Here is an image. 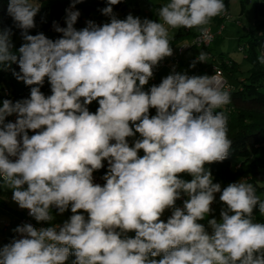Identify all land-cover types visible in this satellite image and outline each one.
<instances>
[{
  "label": "clouds",
  "instance_id": "1",
  "mask_svg": "<svg viewBox=\"0 0 264 264\" xmlns=\"http://www.w3.org/2000/svg\"><path fill=\"white\" fill-rule=\"evenodd\" d=\"M120 2L107 0L102 9L109 23L88 21L81 30L74 28L79 11L66 10L67 26L53 24L63 36L53 41L28 34L39 8L8 0L25 43L13 52L11 30L0 31V65L18 63L16 79L36 86L30 98L0 106V181L38 223L55 219L53 207L72 215L49 227L17 226L0 264H68L69 257L71 264H264V222L253 215H264V200L244 179L221 189L207 167L231 148L228 118L216 111L230 94L215 76L179 73L143 90L172 55L168 28L207 25L225 11L223 0H169L158 12L162 22L118 19L112 6ZM257 59L264 65V54ZM205 61L200 52L190 67ZM12 114L16 121L5 123ZM104 161L100 185L93 173ZM216 193L225 207L206 227L200 221L214 211Z\"/></svg>",
  "mask_w": 264,
  "mask_h": 264
},
{
  "label": "trees",
  "instance_id": "2",
  "mask_svg": "<svg viewBox=\"0 0 264 264\" xmlns=\"http://www.w3.org/2000/svg\"><path fill=\"white\" fill-rule=\"evenodd\" d=\"M229 1L223 0L225 12L229 9ZM249 1L240 0V3L244 6ZM107 6V0H80L79 3L75 4L74 0H41L39 6H37L39 11L34 17L35 27L29 29L28 34L43 33L47 38L55 41L62 38L63 34L55 31L53 24L55 22L61 28L67 26L66 8L73 7L75 11H79L80 15L74 27H80L95 14L100 16L98 17L100 21L110 18L102 14V9ZM112 8L113 14L114 11H120L123 15H128L130 12L139 14L141 11L140 0H121L119 4L113 5ZM7 9L8 0H0V31L11 30L12 51L18 53V49L25 43L22 36L23 30L17 26L8 14ZM254 12L258 18L255 21V28L249 30L246 34L248 36L247 53L244 56L250 62L249 68L242 69L237 61L230 58L229 65L224 63V58L220 62V66L232 85V89L228 91L230 103L216 111H223L227 116L228 138L232 143L226 159L208 164L207 167L211 171L214 182L219 183L221 189L229 183L244 179L246 182L253 184L257 196L264 200V65L257 59L262 49H264V47H261V45H264V0L254 3ZM83 17H85V20H83ZM150 20L157 21V16ZM223 21L224 17L222 18L219 15L212 18L210 22L218 26ZM166 27L168 26L166 25ZM198 28L185 30L184 27H180L176 29L175 34L169 37L172 49L182 38H191ZM169 29L171 28L169 27ZM216 40H218L217 36L212 43ZM198 51L211 52V46L200 48ZM182 59L183 57L181 61ZM179 67L180 64L178 69ZM13 72L20 73L18 63H12L10 67L0 65V106H2L5 99L15 103L30 98L31 87L36 86H28L22 80H17ZM4 89L8 90L7 94ZM40 90L45 97L52 94L51 84L47 77H45L43 85L40 86ZM98 107V101H93L88 105V109L92 113H95ZM225 107H230V109ZM236 158L239 160L232 165L233 160ZM1 187L2 181H0V191ZM2 202L3 199L0 196V203ZM7 208L4 211L6 210L12 215V218L18 212L17 209L11 210L9 208L8 210ZM72 259L74 257H69L68 264H71Z\"/></svg>",
  "mask_w": 264,
  "mask_h": 264
},
{
  "label": "rangeland",
  "instance_id": "3",
  "mask_svg": "<svg viewBox=\"0 0 264 264\" xmlns=\"http://www.w3.org/2000/svg\"><path fill=\"white\" fill-rule=\"evenodd\" d=\"M41 0H29V2L33 5V7H37L39 6ZM260 1V0H250L249 2H246V4H244V6L241 5L240 0H230L229 1V9L228 11H226L227 13V18L224 19V21L222 22L224 27L221 29L220 33L217 35L218 40H216L214 43H212L211 46V52L216 55V60H213L211 57H206V61L203 63H199L196 62L195 63V67H190V65L196 61L194 59V57L191 58V61L189 64H185L183 67H180L178 69L179 74H188V73H194L197 76H201V75H208L210 76L211 73V65L216 63V64H220L221 59H227V58H231L235 61H237L239 63V65L241 66L242 69L246 70L247 68H249L250 66V62L249 60H247L244 55L247 53V39L248 36L246 35L249 30H253L255 28V21L258 18V16H256L255 12H254V3ZM167 2H169L168 0H140V8L141 11L139 14H135L133 12H130L128 14H132L134 17H139L142 21L144 19H152L154 16H157V21L158 22H162V20L160 19L158 12L159 9L165 5ZM120 10V9H119ZM128 11V10H126ZM114 15L116 16V18L118 19H125L127 16L123 15L122 13H120V11H114ZM96 14L92 15L91 18L89 19V21H94V19H99ZM102 19V18H101ZM111 18L108 19H102L101 21V25H103L104 23H109ZM87 26V22L82 24L80 27L76 26L74 28L76 29H83L84 27ZM205 26H210L212 27V29L214 31H217L219 28L216 26L215 23L209 22L207 25ZM216 26V28H214ZM1 30V28H0ZM168 32H169V37L173 36L176 32V29H169L168 28ZM190 38H182L180 42H184L185 40H189ZM200 48L193 46L190 49H188L185 54L187 58L190 56L191 53H193L194 50H198ZM200 52V51H199ZM196 53V54H197ZM194 54V53H193ZM261 54H264V49H262L261 53L259 54V56ZM185 60V58H184ZM245 73V72H244ZM173 74V72L168 69L167 67H163L159 69V72L157 74V77L154 78L153 80H149L148 84H146L144 86V91L150 89L153 85L158 86L161 82L163 78H166L168 75ZM241 74V73H240ZM239 74V75H240ZM243 76V74H242ZM153 81H156L155 83H153ZM149 115L150 116H154L156 115V110L154 108H151L149 111ZM5 123L6 120H5ZM139 137V134H136V138ZM130 143L132 144V141L134 138H128ZM130 144V145H131ZM143 151L141 150L139 152V155L142 156ZM239 159L236 158L235 160H233L232 165H234ZM102 175V173H101ZM181 178L185 179V180H191V176L187 175V174H179ZM213 183L214 182L213 180ZM12 190L11 189H7L3 183H2V187H1V191H0V196L3 199V202L0 203V248H2L4 245H6V243L3 241L4 236L8 233H11L16 227V221L14 220V218H12V215H10L6 210L4 211L5 208H7L9 210V208L11 210L16 209L17 208V203H15L12 200ZM219 195L220 193H216L215 194V201L214 202H219L223 207H225L222 202H220L219 200ZM215 203H213V205H211V208L214 210L210 217L206 218L205 220H203V222L205 223V226L207 227V219H211V218H216L219 219V211H215L216 210ZM55 219L53 221H60V222H64L66 220H68L70 217L69 216H63V214H57V212H52ZM171 214V209H168L164 212V214L161 216V220H163L164 222H167V219L170 217ZM254 220L258 221V222H264V215H261L258 211V209L254 210ZM256 217H258L256 219ZM261 219V220H259ZM5 221H11V225H13L12 227H8L6 230H3V223ZM202 222V221H200ZM202 222V223H203ZM203 223V224H204ZM208 231L210 232L211 229H208ZM14 232V231H13ZM162 257H156L155 259L159 260Z\"/></svg>",
  "mask_w": 264,
  "mask_h": 264
},
{
  "label": "built area",
  "instance_id": "4",
  "mask_svg": "<svg viewBox=\"0 0 264 264\" xmlns=\"http://www.w3.org/2000/svg\"><path fill=\"white\" fill-rule=\"evenodd\" d=\"M67 10L75 11L73 7H68L66 8ZM220 16L224 19L227 18V13L224 11L223 13L220 14ZM83 20H85V17H83ZM97 25H101L100 19H94V21ZM219 29L217 31H214L212 27L210 26H202L199 27L196 31V33L189 39L185 40L184 42L178 43L175 48H173V52L171 56L165 57L162 59L157 66L153 68V77L150 78L149 80H153L155 78V73L158 71L160 68L167 67L169 68L173 73H176L178 66L180 64L181 58L184 56L185 52L190 49L193 46L199 47V48H205L208 47L212 44L214 41L215 37L220 33L221 29L224 27L223 23L219 24L217 26ZM188 28H185L187 30ZM200 52L195 54L193 57L197 61V57L199 56ZM206 57H211L213 60H216V57L213 58L214 56L210 52H206ZM246 55V54H245ZM244 55V56H245ZM230 59H224L225 64H230ZM203 63V62H199ZM189 76L195 75L194 73H189L187 74ZM210 76H215L219 81H220V88L223 91H230L232 89V85L230 82L227 80V77L224 73L223 68L220 66V64H212L211 65V73ZM4 92L7 94L8 90L4 89ZM226 109H230V107H225ZM17 119L16 114H12L8 117H6V122H15ZM35 132L32 130H28V135H34ZM128 139V138H127ZM129 140V139H128ZM130 142V141H129ZM13 161L15 160V157H10ZM104 166L107 167V161H104ZM93 178H94V183H98L100 185H103L105 181L102 179V176L95 171L93 173ZM183 199L182 197L180 200L176 201V206L178 207H183ZM213 205V204H212ZM18 210L17 214L14 215V220L16 221L17 226H22L24 224H31L33 227L39 229L41 227H49L52 226V224H62L63 222L60 221H52V222H37L33 217H31L28 213L27 209H21L18 204L17 208ZM70 209V208H69ZM82 211V210H81ZM52 212H57V210L53 207ZM87 218V213L84 214ZM171 216V214H170ZM257 219V218H256ZM256 222H258L256 220ZM202 223V222H200ZM203 224V223H202ZM11 225V221H5L3 223V228H7ZM129 237L135 236L134 232H129L127 234ZM14 238H18V234L14 232Z\"/></svg>",
  "mask_w": 264,
  "mask_h": 264
},
{
  "label": "crops",
  "instance_id": "5",
  "mask_svg": "<svg viewBox=\"0 0 264 264\" xmlns=\"http://www.w3.org/2000/svg\"><path fill=\"white\" fill-rule=\"evenodd\" d=\"M214 28H216V26L214 27ZM199 52V51H198ZM193 53L194 54H196L197 53V50H194L193 51ZM193 53H191L190 54V56L187 58L185 55L183 56V59H182V61H181V63H180V67H183L185 64H189L190 63V61H191V58L193 57ZM213 56H214V54L212 53V52H210ZM216 56V55H215ZM215 56L213 57V58H215ZM184 58H185V60H184ZM231 59V58H230ZM179 67V68H180ZM158 72H159V70L158 71H156V73H155V78L157 77V74H158ZM156 81H153V83H155ZM149 90V89H148ZM148 90H145V91H148ZM130 143V142H129ZM131 144V143H130ZM143 155V154H142ZM107 171V167L106 166H104V168H102V169H100V170H98L97 171V173H99L100 175H101V173H102V177H103V175L105 174V172ZM215 203V206H217L216 207V210L215 211H219V216H220V211H221V209L223 208V206L219 203V202H214ZM82 212V211H81ZM82 214H85V213H82ZM72 215V213H71V209H68L65 213H63V216H71ZM211 215V214H210ZM210 215H209V217H210ZM208 218V217H207ZM259 220H261V219H259ZM203 222V221H202ZM204 223V222H203ZM205 224V223H204ZM11 227L13 226V225H10ZM9 226V227H10ZM8 228V227H7ZM7 228H3V230H6ZM14 238V232L12 231L11 233H8V234H6L5 236H4V239H3V241L6 243V244H9L11 241H12V239Z\"/></svg>",
  "mask_w": 264,
  "mask_h": 264
}]
</instances>
